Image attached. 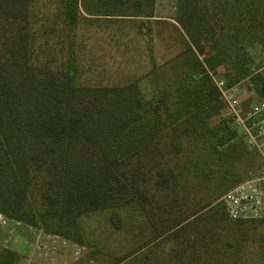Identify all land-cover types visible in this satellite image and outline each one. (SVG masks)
I'll return each mask as SVG.
<instances>
[{"label": "rangeland", "instance_id": "374dc122", "mask_svg": "<svg viewBox=\"0 0 264 264\" xmlns=\"http://www.w3.org/2000/svg\"><path fill=\"white\" fill-rule=\"evenodd\" d=\"M66 2L30 3L34 57L47 72L68 71L76 85H132L150 98L174 85L179 69L170 65L179 64L177 55L188 43L199 61L212 55V81L229 82L243 108L264 96V9L249 23L233 0H154L150 18L110 17L97 14L96 1L77 0L70 24ZM239 138L237 129L231 143ZM224 147L196 173L187 164L198 162L203 150L155 151L162 172L157 185L150 151L123 159L121 168L136 185L126 195L142 204L120 198L108 209L80 216L82 244L52 233L50 219L30 224L0 213V252L12 251V264H264V221H225L215 206L218 198L213 200L216 182L227 187L253 174L258 160L240 151L229 160L228 152L220 154ZM0 181L16 183L5 163ZM113 213L118 229L110 222Z\"/></svg>", "mask_w": 264, "mask_h": 264}, {"label": "trees", "instance_id": "16d2710c", "mask_svg": "<svg viewBox=\"0 0 264 264\" xmlns=\"http://www.w3.org/2000/svg\"><path fill=\"white\" fill-rule=\"evenodd\" d=\"M31 1L0 0V164L5 163L16 179L12 187L0 181L1 214L30 224L50 219L52 233L82 244L80 216L108 209L120 198L123 204L135 199L126 195L136 185L121 168L123 159L150 151L157 185L162 172L153 159L155 151L203 150L198 162L187 164L193 173L224 145L220 154L228 152L229 160L235 151L257 158L241 138L231 143L237 129L223 115L225 103L208 73L213 69L212 55L201 62L186 43L185 51L177 55L179 64L170 65L179 69L174 85L150 98L139 95L132 85H76L68 71L58 75L38 65ZM93 1L98 15L110 17L150 18L154 7V0ZM233 1L249 23L262 17L264 0ZM76 13L77 0H67L64 18L72 24ZM258 168L259 160L255 171ZM240 180L227 187L216 182L213 200ZM134 201L141 206V201ZM215 204L220 216L232 221ZM110 222L114 229L120 227L115 213ZM14 259L12 251L0 252V264H12Z\"/></svg>", "mask_w": 264, "mask_h": 264}, {"label": "built area", "instance_id": "2783aa9c", "mask_svg": "<svg viewBox=\"0 0 264 264\" xmlns=\"http://www.w3.org/2000/svg\"><path fill=\"white\" fill-rule=\"evenodd\" d=\"M215 85L243 144L259 160L257 171L227 188L216 201L229 220H264V96L243 108L231 88L222 82Z\"/></svg>", "mask_w": 264, "mask_h": 264}]
</instances>
